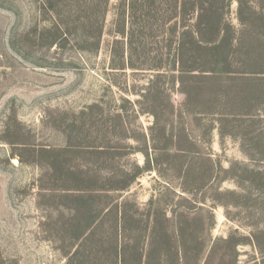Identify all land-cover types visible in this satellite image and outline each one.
<instances>
[{
	"label": "rangeland",
	"instance_id": "obj_1",
	"mask_svg": "<svg viewBox=\"0 0 264 264\" xmlns=\"http://www.w3.org/2000/svg\"><path fill=\"white\" fill-rule=\"evenodd\" d=\"M207 1L199 44L191 15L0 0V264H264V0ZM79 195L109 196L101 241Z\"/></svg>",
	"mask_w": 264,
	"mask_h": 264
},
{
	"label": "trees",
	"instance_id": "obj_2",
	"mask_svg": "<svg viewBox=\"0 0 264 264\" xmlns=\"http://www.w3.org/2000/svg\"><path fill=\"white\" fill-rule=\"evenodd\" d=\"M100 5V9H102L103 12H106L108 10V6L110 3V0H97ZM223 1V0H222ZM207 3V5L205 4ZM121 5H123L122 10L119 12V17L121 19V22L125 19L129 24V29L131 31H135L136 26H138V23L143 22L146 23L148 20H152L153 22H158L157 26L161 27L163 29L164 24L167 22H173L175 28H177V25L179 24V18L185 17V15H191V20L195 21L192 23L191 28L193 33L196 35H193L192 38L194 41H196L199 44H202L204 39H206V36L209 34L212 35L215 31L222 30L221 24H223V19L221 17V14H219V6L213 2H208L207 0H184L181 2V0H122ZM142 10V15H138V11ZM126 12L128 14L126 15ZM222 13V12H220ZM223 14V13H222ZM214 15L216 19L214 20H207V22L204 21L205 16ZM219 15V17H218ZM218 17V18H217ZM57 28V25H56ZM131 34V33H130ZM205 36V37H204ZM46 38L52 43H57L58 40H60L61 35L58 36L57 33L53 34L52 36H46ZM65 39H67L65 37ZM212 44H216L212 42ZM141 169V167L138 165L137 169ZM140 172H135L133 174L127 175L123 177L122 179L118 180L116 183V186H109L106 190H125L127 189L139 176ZM94 189V188H91ZM90 190V189H89ZM96 190H99L98 188ZM101 190H105L104 188H101ZM81 200V207L79 211L85 212L88 214V219L86 221V224H84V229L88 230L92 226H97V230L101 231V234L99 235L100 238L98 240L101 241L102 233L105 231L104 227L108 223V220L111 216V209L110 205L104 209L103 216H100V213L102 212L103 208L108 205L109 200L107 197L108 195H82L78 196ZM105 198V200H104ZM99 199L97 206H95V202ZM101 222V224H99ZM81 221L79 222V225L76 226L78 229L80 227ZM95 232L91 236H96ZM79 236V234H78ZM90 236V235H89ZM89 236L86 238L88 239ZM79 253V250H75L68 258H67V264H76L79 261V258H76L77 254ZM119 257V259H118ZM119 260V261H118ZM118 262H121L122 264L125 262V258L121 257L116 254V258L114 261L109 262V264H116Z\"/></svg>",
	"mask_w": 264,
	"mask_h": 264
}]
</instances>
